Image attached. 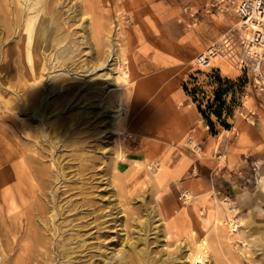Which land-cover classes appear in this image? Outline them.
<instances>
[{
	"label": "rangeland",
	"instance_id": "obj_1",
	"mask_svg": "<svg viewBox=\"0 0 264 264\" xmlns=\"http://www.w3.org/2000/svg\"><path fill=\"white\" fill-rule=\"evenodd\" d=\"M6 1L0 264H126L121 252L127 259L131 251L144 264H191L203 241L204 260L194 264H263L264 65L254 80L221 58L209 66L195 60L236 24L233 7L219 0H42L35 13L43 8L41 20L58 30L48 51L44 34L31 33L42 60L30 67L19 26L35 13L23 1ZM217 76L226 89L219 100ZM13 151L28 171L20 184L28 193H12Z\"/></svg>",
	"mask_w": 264,
	"mask_h": 264
},
{
	"label": "built area",
	"instance_id": "obj_2",
	"mask_svg": "<svg viewBox=\"0 0 264 264\" xmlns=\"http://www.w3.org/2000/svg\"><path fill=\"white\" fill-rule=\"evenodd\" d=\"M233 7L237 22L222 32L220 37L197 54L199 66H209L210 60L218 56L248 78L260 80L264 65V0H219ZM193 143L189 138L188 144ZM198 150L200 145L193 144ZM237 218L231 221V229H237Z\"/></svg>",
	"mask_w": 264,
	"mask_h": 264
},
{
	"label": "bare ground",
	"instance_id": "obj_3",
	"mask_svg": "<svg viewBox=\"0 0 264 264\" xmlns=\"http://www.w3.org/2000/svg\"><path fill=\"white\" fill-rule=\"evenodd\" d=\"M23 1V3H24V9L27 11V10H31V11H33L34 13H35V11H39V10H36V6L38 5L39 6V4H41V1L42 0H20V2H22ZM8 2V0L6 1V3ZM14 2V1H13ZM50 2V1H49ZM8 3H10V2H8ZM16 3H18V2H16ZM11 5H12V2L10 3ZM18 4H20V3H18ZM22 4V3H21ZM45 4V3H44ZM43 4V5H44ZM15 5V4H14ZM13 5V6H14ZM38 6H37V8H38ZM45 6V5H44ZM17 7V6H16ZM20 7L22 8V6L20 5ZM41 7H43L42 6V4H41ZM48 7V6H47ZM1 8V7H0ZM3 8V7H2ZM10 8V7H9ZM18 8V7H17ZM49 8V7H48ZM47 8V9H48ZM51 9H52V7H50ZM47 9H45V10H47ZM50 9V10H51ZM2 10V9H1ZM12 10V9H11ZM10 10V11H11ZM42 10H43V8H41V12L40 13H35L34 15H29V14H27V15H25V17L23 18L24 19V26H19V27H24V30H25V32L27 33V37H25L26 38V41H25V43H24V47H23V45H22V47H23V49H24V51H25V54H26V56H27V58L29 59V60H31L32 61V63H31V65H30V67L31 66H33V65H35V62L37 63V61L39 60V61H41L42 59H40L41 57L39 56V52H38V48H41V42L39 41V38L37 39V38H31V33L33 34V33H38V32H40L42 35L44 34V44H43V47H45L44 49L45 50H47L48 51V49H49V47H51V37H52V33H54V30H55V28L54 27H56V26H54V25H52V19L49 21H43V20H41V18H42V14H44L46 11H44V13L42 12ZM49 10V11H50ZM3 11V10H2ZM9 11V12H10ZM48 11V10H47ZM25 12V11H24ZM51 12V11H50ZM12 13H13V11H12ZM23 13V12H22ZM21 13V14H22ZM53 13V12H52ZM4 15V11H3V13H1L0 14V16L1 15ZM6 14V13H5ZM16 14V13H15ZM25 14V13H24ZM32 14V13H31ZM45 14H47V12L45 13ZM54 14V13H53ZM52 14V17L51 18H53L54 16H55V14L53 15ZM2 15V17L4 18L5 16H3ZM50 15V14H49ZM17 16V15H16ZM46 16V15H45ZM51 16V15H50ZM47 17V16H46ZM49 17V16H48ZM17 18H20L21 19V17H17ZM10 19V18H9ZM22 19V20H23ZM44 19V18H43ZM49 19H50V17H49ZM1 20H4V19H1ZM15 20V19H14ZM13 20V21H14ZM54 20V19H53ZM10 21V20H9ZM17 21V20H16ZM15 21V22H16ZM12 22V21H11ZM14 22V23H15ZM17 23H18V21H17ZM17 23H15V24H12V25H16ZM55 23V22H54ZM1 24V23H0ZM3 24V23H2ZM19 24V23H18ZM20 24H21V22H20ZM57 24V23H56ZM55 24V25H56ZM4 25H5V21H4ZM58 25V24H57ZM54 26V27H53ZM13 27V26H12ZM3 28H5V27H3ZM6 28H7V26H6ZM5 28V29H6ZM18 28V27H17ZM60 28V27H59ZM8 29V28H7ZM23 29V28H22ZM37 29V30H36ZM56 29L58 30V28L56 27ZM61 29H62V27H61ZM8 31H9V29H8ZM8 31H6V32H8ZM18 31H19V29H18ZM13 32V31H12ZM25 32H22V33H25ZM55 32H58V31H55ZM11 33V32H10ZM14 33V32H13ZM15 33H17V32H15ZM21 33V34H22ZM12 34V33H11ZM11 34H10V36H11ZM20 34V33H19ZM20 34V35H21ZM61 34V33H60ZM6 36H7V34H5ZM4 35V36H5ZM38 35V34H37ZM57 35V34H56ZM5 36V37H6ZM12 36H13V34H12ZM23 36H24V34H23ZM22 36V37H23ZM3 38V37H2ZM24 38V37H23ZM43 38V37H42ZM54 38H55V35H54ZM56 39V38H55ZM1 40H3V39H1ZM53 40V39H52ZM65 41V40H64ZM23 42V41H22ZM21 42V43H22ZM55 42H57L56 40H55ZM214 42V41H213ZM213 42H211V43H213ZM76 43V42H75ZM210 43V44H211ZM209 44V45H210ZM14 47V46H13ZM53 47V46H52ZM110 49V48H109ZM108 49V50H109ZM11 50V49H10ZM12 51V50H11ZM40 51V50H39ZM42 51V50H41ZM57 51V50H56ZM45 52V51H44ZM10 53H12V52H10ZM18 53H19V51H18ZM21 54H23V53H20V55ZM41 54V53H40ZM112 49L108 52V54H106V55H108V56H111L112 57ZM66 55V54H65ZM68 55V54H67ZM66 55V56H67ZM20 57L19 56V54L18 55H16V57ZM54 56H55V54H54ZM53 56V57H54ZM46 57V56H45ZM65 57V56H64ZM68 57H69V55H68ZM68 57H66V58H68ZM100 57H101V53H100ZM9 58V57H8ZM48 58V57H47ZM46 58V59H47ZM220 57H218V56H216V57H214V58H212V60H210V63H214L215 61H217L218 59H219ZM49 59V58H48ZM60 59V58H59ZM222 60H224L223 58H221ZM20 60V59H19ZM104 60V59H103ZM12 61V60H11ZM15 61V60H14ZM13 61V62H14ZM18 61V60H17ZM39 61H38V63H39ZM46 61V60H45ZM225 61V60H224ZM16 62V61H15ZM47 62V61H46ZM46 62H44L45 64H47ZM99 62V61H98ZM17 63V62H16ZM103 63V61L101 62V60H100V63H99V65L100 64H102ZM18 64V63H17ZM40 64H41V62H40ZM58 64V63H57ZM60 64V63H59ZM58 64V65H59ZM19 65H21V63L19 64ZM19 65H17L18 67H19ZM44 65V64H43ZM44 67H45V65H44ZM46 67H48V66H46ZM35 68V67H34ZM33 69V68H32ZM26 70H28V69H26ZM35 72V71H34ZM32 74V73H31ZM34 74V73H33ZM17 75V74H16ZM38 75V74H37ZM27 76V75H26ZM33 76V75H32ZM36 78V77H35ZM32 79V78H31ZM38 80V79H37ZM28 82V81H27ZM32 82H36V81H32ZM37 82H39V81H37ZM33 84V83H32ZM36 84H38V83H35V85ZM41 84V83H40ZM35 85H33V86H35ZM39 85V84H38ZM32 86V85H31ZM24 87H22L21 89H23ZM31 88V87H30ZM20 89V88H19ZM32 89V88H31ZM30 89V90H31ZM26 90V89H25ZM24 90V91H25ZM33 90V89H32ZM36 91V90H35ZM20 92V91H19ZM26 92V91H25ZM24 92V93H25ZM21 93H22V91H21ZM32 94V93H31ZM39 94V93H38ZM22 95H23V93H22ZM25 96H27V95H25ZM39 96V95H38ZM30 97V96H29ZM24 99H26V98H24ZM31 99H34V94H32L31 95ZM30 101V100H29ZM35 102V101H34ZM33 104V103H32ZM23 151V150H22ZM10 152V151H9ZM14 152V151H13ZM24 153V152H23ZM10 154V153H9ZM13 155H14V161H13V164H12V171H13V173H12V180H13V184H14V192H12V193H16V194H19L20 192H27L28 193V191H29V188H27V187H25V188H22L21 189V182H23V183H25L26 182V177H27V174H28V171H26L25 170V168L20 164V162L19 161H17L16 160V156L18 155L16 152H14L13 153ZM10 156V155H9ZM8 157V156H7ZM11 157V156H10ZM23 158H25V161H27V162H29V160H32L33 159V157H31L30 155H24L23 156ZM9 159H11V158H9ZM12 163V162H11ZM29 166V165H28ZM30 167V166H29ZM35 170V169H34ZM31 171V170H30ZM34 173H35V171H33ZM38 172H39V170H38ZM37 172V173H38ZM41 172V171H40ZM1 175H3V174H1ZM7 175V174H6ZM5 175V176H6ZM35 175V174H34ZM30 176V175H29ZM36 176V175H35ZM41 176V175H40ZM4 177V176H3ZM5 178V177H4ZM6 178H7V176H6ZM31 178V177H30ZM34 179V178H33ZM32 180V179H31ZM39 180V179H38ZM3 181H5V180H3ZM7 181V183H8V180H6ZM2 183H4V182H2ZM6 183V182H5ZM6 185V184H5ZM258 191H264V176H261V178H260V180H259V183H258ZM11 192V191H10ZM6 193V192H5ZM8 194H9V192H8ZM10 195V194H9ZM13 195V194H12ZM12 195H10V197L12 196ZM8 196V195H7ZM35 197V196H34ZM5 198H7L6 197V194H5ZM12 198V197H11ZM17 199V198H16ZM8 200V199H7ZM34 200V199H33ZM34 202H35V200H34ZM36 205V204H35ZM27 208H25V210H24V214H25V216H27L28 217V215H30V214H28L29 212L28 211H30V210H28V206H26ZM39 209V208H38ZM234 213H231V214H228V220H227V224H228V227L230 228V230L231 231H233V229H231V225L229 224L231 221H235V216L233 215ZM8 216V215H7ZM31 216V215H30ZM32 218V217H31ZM236 221H238V219H236ZM29 222H30V220H29ZM30 229V228H29ZM263 231V230H262ZM25 232H27V231H25ZM24 232V233H25ZM264 235V234H263ZM207 243L206 242H200L199 244H198V246H197V248H196V252H195V255L192 257V262H191V264H194L195 262L197 263H201L203 260H204V256H205V253H206V248H207ZM131 246V245H130ZM26 247V246H25ZM21 248V247H20ZM129 251V250H128ZM134 253H136V252H130V254L129 255H127L128 256V258L126 259L125 258V256L123 255V252H121V254H122V257L124 258L123 260H124V262L126 263V264H144V262H145V260L144 261H142V257L140 256V257H137L136 256V254H134ZM119 254V253H118ZM117 253H116V255H118ZM140 255V254H139ZM115 256V255H114ZM151 257V256H150ZM112 259V258H111ZM159 259V258H158ZM262 259V258H261ZM112 260H115V259H112ZM157 260V259H156ZM160 260V259H159ZM263 261V260H262ZM115 262V261H114ZM149 262H151L150 260H149ZM155 263H156V261H155ZM146 264V263H145ZM263 264H264V262H263Z\"/></svg>",
	"mask_w": 264,
	"mask_h": 264
},
{
	"label": "trees",
	"instance_id": "obj_4",
	"mask_svg": "<svg viewBox=\"0 0 264 264\" xmlns=\"http://www.w3.org/2000/svg\"><path fill=\"white\" fill-rule=\"evenodd\" d=\"M217 80H218V83H219V88L217 89V91H216V100H219L220 99V97H221V93L222 92H224L226 89L225 88H222V79L221 78H219L218 76H217ZM226 82V81H225ZM222 103V102H221ZM201 112H202V114L203 115H205L204 114V112L201 110ZM213 113L217 116V117H220V110L219 109H215L214 111H213ZM204 118L207 120V122H208V124L210 125V126H212V120L209 118V116H204ZM211 132L212 133H214V131L211 129Z\"/></svg>",
	"mask_w": 264,
	"mask_h": 264
}]
</instances>
